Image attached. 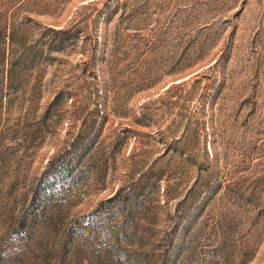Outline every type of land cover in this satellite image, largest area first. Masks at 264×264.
<instances>
[{"label":"rangeland","instance_id":"obj_1","mask_svg":"<svg viewBox=\"0 0 264 264\" xmlns=\"http://www.w3.org/2000/svg\"><path fill=\"white\" fill-rule=\"evenodd\" d=\"M0 264H264V0H0Z\"/></svg>","mask_w":264,"mask_h":264}]
</instances>
